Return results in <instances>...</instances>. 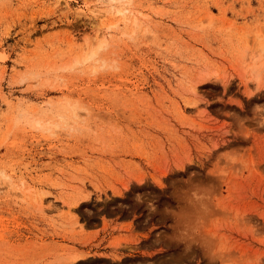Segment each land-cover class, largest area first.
<instances>
[{"label": "rangeland", "instance_id": "374dc122", "mask_svg": "<svg viewBox=\"0 0 264 264\" xmlns=\"http://www.w3.org/2000/svg\"><path fill=\"white\" fill-rule=\"evenodd\" d=\"M114 2L0 0V264H264V0Z\"/></svg>", "mask_w": 264, "mask_h": 264}, {"label": "bare ground", "instance_id": "6f19581e", "mask_svg": "<svg viewBox=\"0 0 264 264\" xmlns=\"http://www.w3.org/2000/svg\"><path fill=\"white\" fill-rule=\"evenodd\" d=\"M109 1H110V3H112V5H110V9H105V10H103V11H99V12H101V14H102L101 16H102V17H104L105 15L108 16V15H110V14L113 13V12H114L115 14H121L122 11H123L124 9L119 8V7H116V6L114 5V3H116V2H114L115 0H109ZM103 4H104V3H103ZM107 4H108V3H105L104 5H105V6H109V5H107ZM114 8H115V9H114ZM97 11H98V10H97ZM93 12H94V15L99 14V13H97V12L94 11V10H93ZM91 13H92V12H91ZM94 15H93V16H94ZM95 17H96V16H95ZM112 17H113V16H112ZM110 22H111V21H110ZM112 22H114V21H112ZM135 23H136V20H135ZM104 24H105V23H104ZM109 24H110V23H109ZM113 24H114V23H113ZM109 26H110V25H109ZM107 27H108V26H107ZM100 29H101V28H100ZM97 32H99V31L96 30V33H97ZM100 32H101V31H100ZM102 32H103V31H102ZM98 35H101V33H100V34L97 33V36H98ZM246 39H248V38H246ZM103 42H105V41H103ZM103 42H101V43H100V46H98V47H102ZM95 54H96V52H95V51H92L91 54H90V55H91L90 57L94 56ZM87 59H88V57H87ZM195 88H196V87H195ZM195 88H194V89H195ZM69 210H71V208H70ZM70 212H71V211H70Z\"/></svg>", "mask_w": 264, "mask_h": 264}]
</instances>
